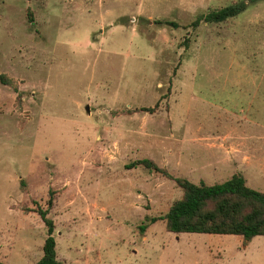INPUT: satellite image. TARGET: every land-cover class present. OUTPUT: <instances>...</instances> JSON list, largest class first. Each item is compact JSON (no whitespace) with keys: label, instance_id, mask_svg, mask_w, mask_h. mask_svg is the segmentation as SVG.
Instances as JSON below:
<instances>
[{"label":"rangeland","instance_id":"rangeland-1","mask_svg":"<svg viewBox=\"0 0 264 264\" xmlns=\"http://www.w3.org/2000/svg\"><path fill=\"white\" fill-rule=\"evenodd\" d=\"M240 1L0 0L1 263L42 258L43 209L60 264H264V236L142 232L183 190L128 167L264 192V1L193 27Z\"/></svg>","mask_w":264,"mask_h":264},{"label":"trees","instance_id":"trees-1","mask_svg":"<svg viewBox=\"0 0 264 264\" xmlns=\"http://www.w3.org/2000/svg\"><path fill=\"white\" fill-rule=\"evenodd\" d=\"M258 1L264 0H243L202 13L193 23V27L197 29L203 22L219 24L236 18ZM156 23L179 28V25L173 22ZM139 166L174 180L183 190L182 199L176 201L164 217L147 218V224L140 228L142 232L158 220H165L167 231L175 234L236 235L243 237L245 241L264 236V192L250 188L242 175L235 174L221 184L206 185L176 178L150 159L138 160L128 167L133 169ZM38 214L47 228V239L43 246V256L36 264H60L54 238V221L48 217L47 210L39 209Z\"/></svg>","mask_w":264,"mask_h":264},{"label":"crops","instance_id":"crops-1","mask_svg":"<svg viewBox=\"0 0 264 264\" xmlns=\"http://www.w3.org/2000/svg\"><path fill=\"white\" fill-rule=\"evenodd\" d=\"M209 164H211L212 165V162H207V163H205V165H207L208 167H210V165ZM203 165V167H205V165L204 164H202Z\"/></svg>","mask_w":264,"mask_h":264},{"label":"water","instance_id":"water-1","mask_svg":"<svg viewBox=\"0 0 264 264\" xmlns=\"http://www.w3.org/2000/svg\"><path fill=\"white\" fill-rule=\"evenodd\" d=\"M87 110H88V108H87Z\"/></svg>","mask_w":264,"mask_h":264}]
</instances>
